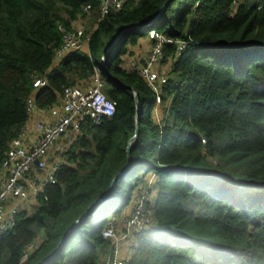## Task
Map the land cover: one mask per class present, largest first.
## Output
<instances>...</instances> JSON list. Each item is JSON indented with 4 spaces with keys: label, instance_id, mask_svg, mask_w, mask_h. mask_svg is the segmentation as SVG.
<instances>
[{
    "label": "trees",
    "instance_id": "1",
    "mask_svg": "<svg viewBox=\"0 0 264 264\" xmlns=\"http://www.w3.org/2000/svg\"><path fill=\"white\" fill-rule=\"evenodd\" d=\"M87 16L88 52L55 59L59 26ZM150 28L172 40L159 103L139 69ZM96 70L115 110L81 124L47 198L0 233V264H101L108 220L126 233L139 201L151 224L125 237V264H264V0H127L104 15L99 0H0V165L29 96L50 106Z\"/></svg>",
    "mask_w": 264,
    "mask_h": 264
},
{
    "label": "built area",
    "instance_id": "2",
    "mask_svg": "<svg viewBox=\"0 0 264 264\" xmlns=\"http://www.w3.org/2000/svg\"><path fill=\"white\" fill-rule=\"evenodd\" d=\"M127 0H99L100 13L119 10ZM86 5L85 9H88ZM149 23L143 26H148ZM62 33L60 46L55 50V59H60L67 52L81 49L89 41V36L80 29L66 30L59 26ZM149 37L156 42L150 44L146 61L140 66V74L151 86L155 102L161 101V85L166 76H159L155 64L164 59L162 46L172 42L153 28ZM177 42L176 56L181 55L187 47L183 40ZM135 66V62H131ZM87 86H66L50 106H39L33 96L26 100L28 120L23 124L17 136L12 138L0 165V233L16 224L17 214L30 210L37 204L39 197L46 199L45 187L56 182L64 152L72 145L84 120L90 118L94 124L104 116H110L115 110V101L107 98L103 91V80L96 70ZM46 78L35 77L32 80L34 90L44 87ZM33 92H36L34 91ZM30 118L32 120L30 121ZM122 224L127 232L119 236L114 221H108L102 231L104 238L113 242L111 251L106 254L101 264H125L122 255L121 239L127 237L131 230L136 232L151 224V218L142 201H139L130 217L124 218ZM37 247L29 244L22 259Z\"/></svg>",
    "mask_w": 264,
    "mask_h": 264
},
{
    "label": "rangeland",
    "instance_id": "3",
    "mask_svg": "<svg viewBox=\"0 0 264 264\" xmlns=\"http://www.w3.org/2000/svg\"><path fill=\"white\" fill-rule=\"evenodd\" d=\"M92 27H93V21L88 16L85 17V18H80L79 20H77V21H75L73 23V29H80V30H82L84 32L90 31L92 29ZM81 50L84 51V52H86V53L88 52V46H87V43L86 42L83 44V47L81 48ZM155 70L157 71L156 73L159 76H166V73L168 71V64L163 59L161 62H158V63L155 64ZM87 83L91 84L92 82H91V80H89ZM34 91H36V90H34ZM32 94L34 95L35 92H32ZM156 113H159V111L156 112ZM31 120H32V118H30V121ZM34 205H35V202H34ZM34 205L31 207L30 210H32V208L34 207ZM112 220L114 221V225L116 226V222L114 220V217H111L108 221L110 222ZM123 234H124V232L121 231V230H119V236H122ZM128 242H129V240H127L125 238L121 239L120 244H121L122 248H123V246H127L128 245ZM124 249H126V248L124 247L122 249V255L123 256H126L128 253Z\"/></svg>",
    "mask_w": 264,
    "mask_h": 264
},
{
    "label": "water",
    "instance_id": "4",
    "mask_svg": "<svg viewBox=\"0 0 264 264\" xmlns=\"http://www.w3.org/2000/svg\"><path fill=\"white\" fill-rule=\"evenodd\" d=\"M119 37V36H118ZM109 49V48H108ZM107 49V50H108ZM106 50V52H107ZM105 55V54H104ZM103 60H104V56H103ZM133 95H134V98H135V101H136V112L138 113L139 109H140V104H139V97H138V93L136 91L133 92ZM138 132H139V116L138 114L136 115V129H135V133L133 135V137L129 140V145H130V142L138 135ZM129 145H128V149H127V153H129ZM129 164H127L124 169L119 172V174L116 175V177L112 180L110 186L108 187L107 191L100 197L98 198L97 200H95L87 209L86 211L74 222V224H76L77 222L81 221L82 218L85 216L86 213H88V211L93 207L95 206L97 203H99L100 201H102L105 196L108 194V192L110 191L111 187H112V184L115 182V180L117 179V177L128 167ZM73 224V225H74ZM51 257L49 258H46L45 260H43V262L41 264H47L48 261L50 260Z\"/></svg>",
    "mask_w": 264,
    "mask_h": 264
},
{
    "label": "crops",
    "instance_id": "5",
    "mask_svg": "<svg viewBox=\"0 0 264 264\" xmlns=\"http://www.w3.org/2000/svg\"><path fill=\"white\" fill-rule=\"evenodd\" d=\"M147 46H148V50H149V48H150V44H149V45H146L145 47L147 48Z\"/></svg>",
    "mask_w": 264,
    "mask_h": 264
}]
</instances>
